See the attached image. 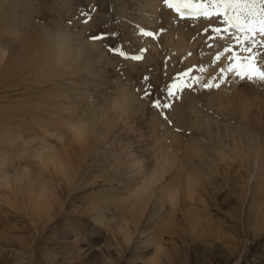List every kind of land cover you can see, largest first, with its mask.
I'll return each instance as SVG.
<instances>
[{
	"label": "rangeland",
	"instance_id": "1",
	"mask_svg": "<svg viewBox=\"0 0 264 264\" xmlns=\"http://www.w3.org/2000/svg\"><path fill=\"white\" fill-rule=\"evenodd\" d=\"M163 6H165L163 0H0V46L6 47L8 51L5 69L12 66L10 57L21 55L26 38L36 35L40 29L59 32L60 35L78 40L79 43L76 41L75 43L90 49L94 58L93 64L86 73L75 74L73 76L75 79L65 76L58 87L59 94H65V98L68 99V104L71 106L68 110L70 114L62 108H57L60 99L55 96L59 94L51 93L53 92L51 83H42L34 75L26 77L23 73L16 77L8 71L3 72L8 77H16L14 80L18 78V81L13 87H8L13 82L0 84V122H3L0 124L3 125L0 126V156L2 155L0 173L8 171L13 173L15 169L22 167H27V171L33 173L38 160L35 159V154L42 153L47 146L59 148L61 146L59 137L69 138L66 126H69L73 119H82L91 112H97L98 115L105 111L109 117H112L113 110L107 108L110 104L121 100V96L126 92L134 97L132 109L130 108L123 118L122 124L119 121L114 124L117 127L110 132L106 144L102 146L98 143L92 146L89 151L87 150L88 154L87 151L84 154L80 153L77 146L72 148L73 158L70 161L77 168V175L70 188L59 174L54 176L55 179L58 176L59 181L55 182L57 190L53 206L49 210L50 219H44L40 223L39 233L34 240L36 245H40L39 250H42V255L51 254L56 258V262L51 264H63L68 259H71L70 264L73 261L77 264H91L94 257L96 260H107L106 264L118 262V264H145L146 259L155 252L157 245H163V251H172L171 256H167L168 254L164 256L162 253V258L165 262L169 258L170 264H264V234L257 237L254 231L255 225H260L264 217L262 216L263 220L257 218L261 211L255 210L252 218L249 217L248 220L245 218L249 210L252 212L255 209V204L264 203V82L260 85L258 82L241 81L237 78L240 83L231 84L228 89H224L228 81L225 80L221 87L213 86L205 92L186 91L172 98V106L163 112L167 117L165 119L161 110L153 107L149 99L140 98L141 95L144 96L145 88L150 89L152 93L150 98L163 97L166 84H172L169 79L174 70L177 69L183 74L188 70L186 66L195 69L189 74L190 78H195L197 75L196 78L200 83L194 81L195 84L203 86L204 83H218L225 78L221 79L218 73L225 67L219 70L218 67L221 63L229 64V55L232 56L234 53L239 55L240 45L232 44L235 42L233 40L222 39L223 32L215 33L212 35L213 38H209L214 24L215 27L223 26L214 22L215 17L211 21L203 18L200 24L197 21L191 23L192 21L188 19H181L177 13L168 12ZM85 14H87V23H84ZM5 19H8V22L10 20V23H6ZM179 26L184 27L179 28ZM143 29L153 30L152 32L164 29L160 39L150 43V50L144 56L145 60L131 62L127 57L119 55L120 50L126 54L130 52L140 54L144 46H149L147 42L143 44ZM14 33H17L18 37H13ZM183 34L190 45L187 48H190L192 43L196 45L198 41L196 49L193 46L194 61L189 63H186L185 54L183 56L180 52L181 57L179 50L176 51L179 38ZM100 35L104 38L91 39ZM11 45H14V48H11ZM224 47H232L230 54L224 51ZM218 53L222 54L217 61L214 57ZM187 55L193 58V53ZM24 68L25 66L21 64L17 66L18 70ZM27 71L29 68L25 70ZM89 71L91 72L88 73ZM230 75L235 77L233 73ZM22 76L28 81L21 83ZM188 82L190 89L198 87ZM220 89L221 92L222 89L225 90L224 93L228 91L227 95L234 98L235 108H239L240 105L247 107L245 116L239 113L226 115L216 107H207L205 97ZM42 93H45L41 98L45 103L43 108L36 102L37 95ZM186 95L195 99L201 113L197 115V112L192 111L187 118L191 121L197 117L200 121L208 119L214 123L212 126L205 128L177 126L174 116L179 112V108L183 109ZM63 104L67 106L66 101ZM77 106L80 109L75 112ZM52 108H57L54 114L58 115L50 121L51 126H39L37 122L48 120ZM148 116H152L151 123H149L151 118L149 119ZM10 121H15L17 124L9 125L7 122ZM159 121L160 123H157ZM158 124L164 128L157 127ZM133 127L137 129H133L132 132ZM124 130H129L128 135L132 137L138 133L137 138L135 137L137 140L133 138L136 143L134 147L139 149L137 142L140 141L141 146L146 150L139 149L140 151L137 150V154L134 153L133 156L135 159L140 158L138 165L146 170L151 169L156 163L154 150L150 147L156 141L154 140L156 136L158 142L161 139L162 142L171 139L172 133L178 139L175 145H180L179 140L187 143L195 137L203 139L205 152L203 165L200 168L203 176L201 184L197 187L201 192L197 195L199 197L197 204L203 209V218L208 216L205 219L210 220L212 224L203 228V232L206 233L204 237L198 238L195 234L191 237L187 233L186 236L183 235L184 233L171 236L164 231L165 221L171 215V211L170 204L164 197L165 193L161 192L159 187L169 185L179 173L175 167L159 183V187H156L155 198L150 202L132 242L124 250L122 249V253H119L121 249L117 245L120 242L118 227L125 224L123 219L130 221L128 203L139 184L143 183L139 181L140 175L137 169L121 158V147L113 148L111 141L117 142L118 146L121 141L118 136L123 135L126 138L127 131ZM151 133L153 140H150ZM8 136L10 137L6 142ZM140 138L147 141H142ZM157 143L154 145L157 146ZM93 149H97V153H93ZM221 152L234 161L233 168L226 166L217 168L216 160ZM4 157L7 158L5 162L2 160ZM83 158L84 160L79 162ZM242 165L244 167L241 170ZM235 167H240L239 173ZM1 192L5 193L2 187H0ZM98 208L99 212H97ZM176 216L181 217V214ZM120 220L123 222L120 223ZM15 221L21 229L23 226L25 229L16 230L14 236L30 241L32 237L29 231L34 228L30 219L20 210H13L0 203V234L11 232L16 225ZM133 224L131 223V226L134 229ZM215 227L221 238L213 242ZM79 242L85 244L79 246ZM90 243H98L99 246L94 248ZM230 247L235 251V255L231 253ZM52 249L57 250L52 251ZM79 249L87 252L78 255L76 251ZM27 251H19L8 245L4 239H0V263L5 264L6 259H10L8 264H33ZM104 256L107 259H104ZM13 257L17 260L11 259ZM160 264H163V261Z\"/></svg>",
	"mask_w": 264,
	"mask_h": 264
},
{
	"label": "bare ground",
	"instance_id": "2",
	"mask_svg": "<svg viewBox=\"0 0 264 264\" xmlns=\"http://www.w3.org/2000/svg\"><path fill=\"white\" fill-rule=\"evenodd\" d=\"M5 21L7 23L8 19H5ZM9 23L10 20L8 24ZM207 26H205V28ZM181 27L184 26H179V28ZM182 30L184 31V28H182ZM184 34L182 35V37L179 38V42L176 46L177 47L176 51L178 49L179 54L180 52L181 54L183 53L182 54L183 56L185 54L184 57H186V63H189L191 61H194V56H195L194 50L196 49L195 46L197 45L198 41H196L194 38V41H196V45L195 43H192L193 45L191 44L192 46L190 48H187L190 45L188 44L187 38L185 37ZM12 36L18 37V34L14 33L12 34ZM22 40L23 39H21V41ZM26 40L27 41L23 43V48H22L23 51L21 52V55L16 54L10 57L12 66L7 67L6 69L5 66L6 63L8 62V60L6 61V55H8V51L6 47L3 48L2 46H0V84H7L13 82L12 85H9L8 87L16 86L18 78L16 80L14 79L24 73L26 77H30L34 75L36 79L42 81V83L43 82L51 83V85L53 86L52 89L53 92L51 93L57 95L59 94L58 87L61 85L64 78H66L65 76H70V78H74L73 76L75 74L86 73V71L90 69L91 65L93 64L94 58L92 56V52L90 49L77 45L75 41L78 42V40H74L70 36L60 35L59 32H51L47 29H40L36 35L29 36L26 38ZM226 42L230 44L229 41ZM235 43L236 42L232 44ZM193 46L195 47V49H193ZM11 48H14V45H11ZM188 50L190 52H188ZM189 53H193V58L187 55ZM19 64L24 65L25 68L18 70L17 66ZM28 68L30 72L29 71L25 72V70ZM4 71H8L12 75H16V77L6 76L3 73ZM90 72L91 71H89L88 73ZM25 76L21 77V81H20L21 83L28 81V79ZM224 92L225 90L222 89L221 92L220 89L214 93H210V94L207 93L209 94L208 97H205L207 100V107L210 108L216 107L217 110L221 111L226 115L239 113L241 116H245L247 113V107L246 106L241 107L240 105L239 107L240 109L238 107L235 108V104L233 103L234 98H230V96L227 95L228 91H226L227 93ZM44 94L45 93H42V95H37V99H36V102L39 104V106L40 107L42 106L41 108H43L45 105V103L41 100ZM121 97H122L121 100H118L107 107L108 110H113L112 117H109L107 111H105L103 114L97 115V112H91L85 115V117H83L82 119H77V118L73 119V121H71L69 126H66L69 138L66 139V137H62V136L59 137V141L61 142V146L59 148L54 146L51 147L47 146L43 149L42 153L35 154V159L38 160L37 163L35 164L36 169L33 173H29L27 171L28 170L27 167H22V169H15L13 173H11L10 171L6 173H0V187H2L5 190V193L3 192L0 193V203L9 206L13 210L16 211L20 210L22 214H24L27 218L30 219V223L34 225V228H31V231H29V234L32 237L30 241L18 239L16 236H14L16 230L22 231L25 229L24 226L23 229H21L19 225L16 224V221L14 222V224L16 225L13 226L14 228L11 232L9 231L1 232L0 239H4L8 245H10L11 247H15L19 251L28 250L27 252L28 254H30L31 261L33 264H37L39 262L44 264H51L53 262H56V258H53L51 254L42 255V250L41 251L39 250L40 245H36L34 241L36 235H38L39 233L40 223H42L44 219L46 220L50 219L49 210L50 207L53 206V201L55 199L56 190H57V186L55 182L59 181L58 180L59 177L57 176V179H55L54 176L59 174V176L64 178L68 188H70L77 175V168L75 167V165H72L70 161L73 158L71 155L72 148L74 146H77L79 152L84 154L87 150L89 151V148H91L92 146L98 143L102 144L103 146V144L109 138L112 129L114 127H117L114 126V124L118 121L122 124L123 118L130 111V108L132 109L131 106L134 100L133 95L126 92ZM200 97L202 98L201 95ZM55 98L60 99L59 107L57 108H62L63 111H67V114H70L68 110H70L71 106L68 104V99L65 98V94H59L55 96ZM64 101L67 102L66 107L63 104ZM57 108H52V111L50 112L51 116L48 118V120L47 119L41 120L37 122V124L39 126H51L50 121L54 118V116L58 115L56 113L54 114V110H57ZM182 108L183 109L179 108V112L176 114V116H174L175 119L173 118L176 124H178L177 126H182V127L197 126L198 128H202V127L205 128L207 126H212L214 124L208 119L205 120L203 119V121H200V119H198L197 117V119L191 121L187 118L188 114H190L192 111L197 112L196 113L197 115H199L198 113H200L196 106L195 99L189 98L188 95H186L184 105ZM78 109L80 108H78L77 106L75 108V112H77ZM133 112H135V110H133ZM195 112L193 113L195 114ZM151 117H149V119ZM194 117L196 118V116ZM152 120L153 119L151 118L149 120L150 121L149 123H151ZM2 123L3 122H0V124ZM7 123H9V125L17 124V122L15 121H10ZM157 123H160V121ZM111 124L112 126H110ZM135 125L137 126V124ZM157 127H161V129L164 128L162 127V125L160 126L159 124ZM127 128L130 129V127ZM133 129H137V128L133 127L132 132ZM128 131L126 134L127 135L126 138H124L123 135L118 136V138L121 140L119 141L120 143L118 144V146H117V142L116 143L115 141H111V142L113 144V148L115 147L116 149L118 147H121V151H120L121 158L123 160L125 159L128 163H131L132 166L137 169L136 171L140 175L139 181H143V183H140L141 185L139 184L130 202L128 201L129 202L128 205L130 206L129 213L131 215L130 221L123 219L125 221V224L124 225L121 224V226L118 227L117 234L120 235V242H118L117 245L119 246L118 248L121 249L119 253H122L124 248L128 247L132 242V239L134 238V235L137 232V227L140 224L141 220L143 219L150 202L153 201L152 200L153 198H155L154 194L157 193L156 187H159V183L163 181L165 177L171 171H173L175 167L179 173L175 175V177L169 183V185H164L163 188H161V186L159 187V190L165 193L164 197L167 199L168 203L170 204V211H171V215L169 216L168 219H166L167 221H165L164 231L171 236L178 235L180 233H184L183 235L186 236L185 233H187L188 235H191V237H193L194 234L197 235L198 238L204 237L206 233L203 232V228L205 226H212V224L210 220L205 219L208 218V216H205V218H203L202 216L203 209H201V207L197 204V202H199V197L197 195L201 193L197 187L201 184V178L203 176L202 172L200 171V168L203 165V153L205 152L203 139L201 138L200 140V138L197 139L198 137L197 138L195 137L190 140L189 138L190 141H188L187 143H184L183 141L179 140L180 145H175L178 139L176 135L174 136L172 133L170 134L171 139L169 140L165 139L162 142H161L162 139L159 140L158 142L156 136V139H154L156 141L153 143L155 144L158 142L157 143L158 145L156 144L157 146H155L150 141L151 144L154 145V146L150 145V147L152 150H154L156 163H154L155 165L151 169L146 170L138 165V162H140V160H138L140 159L138 158V155L136 156V158L138 159H135V157L133 156L134 153L137 154L136 153L137 150L141 149L142 151H144L146 149L145 148L143 149V146H141L140 141L137 142L139 144L138 146L139 149H136V147H134V144L136 143L135 141H133V138L134 139L135 137L137 138L136 136V134H138L136 133L137 130L135 132L136 133L135 136L133 137L131 135H128ZM145 131L144 133L147 132ZM156 131L157 130H155V133ZM139 133L141 134L140 131ZM140 134L139 137H141ZM148 134L146 135L149 137ZM159 134L161 135L162 133L160 132ZM165 134H167V131L165 132ZM151 136H150V140H153L152 133ZM9 137L10 136H8L5 139L6 142H8ZM141 138L140 140L147 141V140H143L144 138L143 139ZM195 139H197L196 140L197 143ZM146 144L147 143H145V145ZM174 146L178 148L176 149ZM111 150L114 151L113 149ZM92 152L97 153V149L96 150L93 149ZM104 153L106 152L104 151ZM97 155L98 154H96V156ZM142 155H144V153ZM140 156L141 155H139V157ZM0 158H2V155L0 156ZM2 160L5 162L7 161V158L4 157ZM83 160L84 158L81 159L79 162ZM80 166L81 165L79 164L78 167ZM216 166L217 168H222V166L233 168L234 161L230 160L223 152H221L216 160ZM243 167L244 166L242 165L241 170L243 169ZM235 169L237 173H239L240 167H235ZM202 187L204 189V186ZM255 205H256L255 209L252 212L249 210V213H247L246 216L244 215L247 220L249 219V217L252 218V214L254 215V212H256L255 210L261 211V214L257 216V218L262 219V216L264 217V203L255 204ZM99 211L100 209L98 208L97 212ZM178 214H181V217L176 216ZM123 220H120V223H122ZM3 223H7V222L3 221ZM131 223H134L133 224L134 229L132 228ZM255 227H256L255 230L254 229L253 230L255 231V235L257 237L264 234V221H262L260 225L257 226L255 225ZM214 229H215L214 230L215 236H212L213 242L221 238V236L218 233L217 227H215ZM83 244L85 243L79 242V246ZM31 245H33L31 248L28 247ZM90 245L93 246L94 248H97L99 246L98 243H90ZM56 250L57 249H52V251H56ZM163 250H164L163 245H157L155 252H153V254L146 259L147 262L145 264H160L161 261H163V264H167V263L170 264L169 258L166 261L167 263L165 262L164 258H162L163 257L162 253H164V256L167 254H168L167 256H171L173 254L172 251H163ZM230 250L231 253L235 255V251L232 249V247H230ZM85 252L87 251H83V249H79L78 251H76L78 255H83V253ZM97 257L99 258V256ZM11 259L17 260L14 257ZM44 259H46V261ZM104 259L107 258L104 256ZM180 259L181 258L179 256V260ZM9 261L10 259L9 260L6 259L5 264H8ZM70 262L71 259H68V261H65V263L63 264H70ZM106 262L107 260H99V259L96 260L95 257L91 260V264H106ZM72 264H77V263H74L73 261Z\"/></svg>",
	"mask_w": 264,
	"mask_h": 264
},
{
	"label": "snow or ice",
	"instance_id": "3",
	"mask_svg": "<svg viewBox=\"0 0 264 264\" xmlns=\"http://www.w3.org/2000/svg\"><path fill=\"white\" fill-rule=\"evenodd\" d=\"M163 4L168 9L177 12L180 18H204L212 20L215 17V23L225 27H215L213 31L217 34L224 33L222 39H230L240 44L239 55L234 53L228 57L229 64L222 68L221 73H233L241 81L264 82V0H163ZM84 23H87V14ZM160 29L159 32H163ZM142 35L155 38L157 32L143 31ZM103 35L91 37L93 40L103 39ZM113 51H117L113 49ZM225 52L232 51L225 47ZM119 55L127 57V54L120 50ZM135 60L142 59L141 55L131 57ZM217 60L220 59L218 55ZM233 61H238L234 68ZM224 76H221L223 79ZM196 83H200L198 78H194ZM185 86H189L186 82ZM219 87L216 83H204L203 87ZM182 88L176 87V80L168 85L165 95L152 100V106L161 110L172 106V98L182 92ZM149 88L144 89V97L151 96Z\"/></svg>",
	"mask_w": 264,
	"mask_h": 264
}]
</instances>
